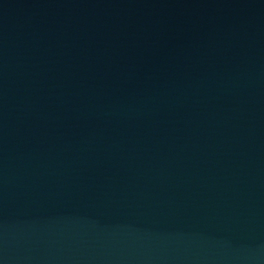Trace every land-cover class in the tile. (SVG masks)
Returning <instances> with one entry per match:
<instances>
[{"label": "water", "instance_id": "water-1", "mask_svg": "<svg viewBox=\"0 0 264 264\" xmlns=\"http://www.w3.org/2000/svg\"><path fill=\"white\" fill-rule=\"evenodd\" d=\"M0 264H264V0H0Z\"/></svg>", "mask_w": 264, "mask_h": 264}]
</instances>
